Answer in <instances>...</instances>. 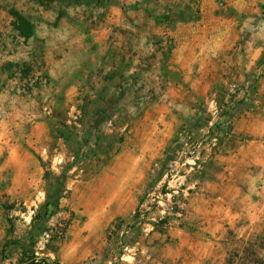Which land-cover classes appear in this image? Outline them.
<instances>
[{
  "label": "rangeland",
  "instance_id": "374dc122",
  "mask_svg": "<svg viewBox=\"0 0 264 264\" xmlns=\"http://www.w3.org/2000/svg\"><path fill=\"white\" fill-rule=\"evenodd\" d=\"M183 2L0 0V50L29 57L0 67V264H264V152L225 170L264 57L207 94L165 74ZM216 3L193 21L223 28ZM60 59L87 75H51Z\"/></svg>",
  "mask_w": 264,
  "mask_h": 264
},
{
  "label": "crops",
  "instance_id": "0c3cea01",
  "mask_svg": "<svg viewBox=\"0 0 264 264\" xmlns=\"http://www.w3.org/2000/svg\"><path fill=\"white\" fill-rule=\"evenodd\" d=\"M167 1L171 2V0ZM183 1L184 5L179 10L187 11V15L184 21L179 20L175 29L169 28L178 37L179 44L173 50L172 57L166 62L168 66L165 67L167 70L165 74L203 75L201 78L193 80L192 88H196V91L201 90L204 94L219 86L221 82L219 80L227 84V82L237 79L243 81L245 76L250 80L257 78L259 75H242V72L244 68V72L251 74L258 70L259 62L264 57V36H259V29L262 31L259 25L264 26V23L258 22L253 25V18H251L259 16L261 0H224L225 5L222 6L223 13H225L223 28L213 23H210V26L208 24L201 25L200 22L195 23L191 18L198 10L211 18L214 15L220 17L221 11L217 6V0ZM243 16L247 18L243 19ZM244 31L251 32L252 39L242 45L239 40ZM206 32L208 33V42L205 44V36L201 34ZM21 55V53L17 55L15 51L3 48L0 50V67H3L4 64L29 59V57L22 59ZM47 64L51 65V67H47L50 74L60 75V77L61 75H72L76 67L81 68L85 75L88 67L85 61L71 64L67 60L61 59L49 61ZM209 75H212V78ZM60 77H53V80H60ZM213 78L216 80L214 83L212 82ZM258 91L259 94L252 111L234 119L233 135L243 139L244 142L239 143L241 146L239 145L237 153H230L227 158L229 163L225 170L229 171V174H234L242 166V162H245L243 153L247 150L264 152V75L259 78ZM217 159H219L218 156L211 160L217 161ZM232 161H237L239 164L233 165L230 163Z\"/></svg>",
  "mask_w": 264,
  "mask_h": 264
},
{
  "label": "trees",
  "instance_id": "16d2710c",
  "mask_svg": "<svg viewBox=\"0 0 264 264\" xmlns=\"http://www.w3.org/2000/svg\"><path fill=\"white\" fill-rule=\"evenodd\" d=\"M15 16L16 24H17V30L20 32L21 37L25 39H30L34 35V26L32 23L22 16L21 14L15 12L13 13ZM33 264H39V263H33ZM55 264H60L58 262H55Z\"/></svg>",
  "mask_w": 264,
  "mask_h": 264
}]
</instances>
